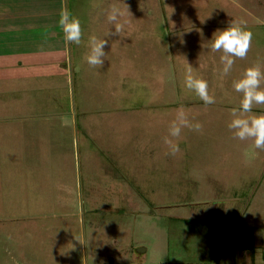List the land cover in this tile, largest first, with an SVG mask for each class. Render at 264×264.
I'll return each instance as SVG.
<instances>
[{
    "label": "rangeland",
    "instance_id": "obj_1",
    "mask_svg": "<svg viewBox=\"0 0 264 264\" xmlns=\"http://www.w3.org/2000/svg\"><path fill=\"white\" fill-rule=\"evenodd\" d=\"M113 5L123 26L106 37ZM65 7L81 22L79 45L58 24ZM35 8L36 28L25 26V8L0 16L13 26L0 31V56L37 52L34 64L0 68V264H264V149L228 127L241 99L233 81L252 64L264 71V0ZM231 21L246 22L253 38L222 77L212 36ZM92 34L108 40L99 69L85 60ZM188 63L214 104L184 86ZM181 106L203 129L185 128L182 155L172 156L163 138ZM206 220L224 227L211 255L182 232ZM241 232L251 247L239 248Z\"/></svg>",
    "mask_w": 264,
    "mask_h": 264
},
{
    "label": "clouds",
    "instance_id": "obj_2",
    "mask_svg": "<svg viewBox=\"0 0 264 264\" xmlns=\"http://www.w3.org/2000/svg\"><path fill=\"white\" fill-rule=\"evenodd\" d=\"M128 10V9H127ZM129 12V11H128ZM130 13V12H129ZM124 13L115 5L111 6L107 13L109 24L115 26V32L106 33L118 35L122 30L121 17ZM58 24L62 29L64 39L67 43L79 45L82 38L81 22L79 18L72 15L68 9L62 8L59 13ZM253 34L248 29L244 21H231L224 29H218L213 33L211 51L220 52V61L223 65L221 76L230 73L236 59H245L251 49ZM108 45L106 38L97 37L92 34L88 39V49L85 56L87 64L92 68H102L104 65ZM264 71L259 64H252L246 67L240 78L233 81V89L241 94L239 108H234L231 112L232 119L228 124L234 133V138L240 141L252 140L254 147L264 149V112L254 113V105H264ZM184 86L195 92L205 105L214 104L215 97L209 93L208 82L193 72L192 66L188 67L184 76ZM187 128L196 132H201L203 125L199 122L193 123L189 120L187 113L181 106L176 112L175 119L169 124L168 135L163 138L164 144L168 148V153L172 156L181 154L179 140L182 131Z\"/></svg>",
    "mask_w": 264,
    "mask_h": 264
},
{
    "label": "crops",
    "instance_id": "obj_3",
    "mask_svg": "<svg viewBox=\"0 0 264 264\" xmlns=\"http://www.w3.org/2000/svg\"><path fill=\"white\" fill-rule=\"evenodd\" d=\"M39 2H40V0H0V16H4L5 17L4 19L7 20V18L11 17V15L15 16L14 13L18 9L25 8L24 9L25 13H23L24 11H22V10L18 11V12H22V14H24L26 16V18L28 19V24H25V26L26 25L30 26V24H31L32 27L36 28L37 26L35 24L37 23V21H29V20H30L31 16L38 17L39 13L36 12L35 7L37 6V4ZM28 9H30V10L28 11ZM2 18L0 19V31H2L3 29L6 30V28L12 29L11 27H13V26L8 25V27H7L5 25V21L2 20ZM21 26H23V25H21ZM6 31L9 32L8 30H6ZM36 55H37V52H34V51L30 52V53L27 51H21V52L17 51V52H13V53L3 54L0 56V59L2 57H5L6 61L2 62V60H0V68L3 67V69H4V68H7L9 65V67H10L9 69H11V68H13L12 64H14V63L17 64L18 62H20L22 64L25 63L24 65L30 64L29 62H32L34 64L36 62L37 58H31V56H36ZM0 71H1V69H0ZM33 72H34V70H32V73ZM36 72H34V73H36ZM0 75H1V73H0ZM184 220H186V221H184L185 223L189 221V219H184ZM197 220L203 221L202 218L197 219ZM197 226L199 227V229H196L194 232L189 231L187 229L182 230V232H184V234L187 235L188 238L192 237V236L195 239L198 238V240L201 241V243H199L198 245H201V248H204L205 254L211 255L213 253V251L215 250L214 244H216V241H218L217 239H218L219 235L221 234V232L224 231V227H222L221 223L217 220H215V221L206 220V223H199V224H197ZM251 238L252 237L250 236L249 247L252 246V244L250 242ZM179 263L184 264L185 262H179Z\"/></svg>",
    "mask_w": 264,
    "mask_h": 264
},
{
    "label": "water",
    "instance_id": "obj_4",
    "mask_svg": "<svg viewBox=\"0 0 264 264\" xmlns=\"http://www.w3.org/2000/svg\"><path fill=\"white\" fill-rule=\"evenodd\" d=\"M249 238L250 235L247 232H241L238 234V243L239 248H248L249 247Z\"/></svg>",
    "mask_w": 264,
    "mask_h": 264
},
{
    "label": "trees",
    "instance_id": "obj_5",
    "mask_svg": "<svg viewBox=\"0 0 264 264\" xmlns=\"http://www.w3.org/2000/svg\"><path fill=\"white\" fill-rule=\"evenodd\" d=\"M250 235V234H249ZM251 236V235H250ZM250 239V238H249Z\"/></svg>",
    "mask_w": 264,
    "mask_h": 264
}]
</instances>
